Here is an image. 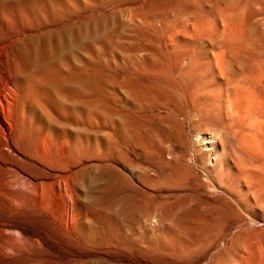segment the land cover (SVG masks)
Listing matches in <instances>:
<instances>
[{
	"label": "rangeland",
	"instance_id": "1",
	"mask_svg": "<svg viewBox=\"0 0 264 264\" xmlns=\"http://www.w3.org/2000/svg\"><path fill=\"white\" fill-rule=\"evenodd\" d=\"M140 5L146 10L144 0L39 1L41 11L58 10L45 27L57 30L56 54L50 61L38 60L31 71L27 55L14 52L45 28L29 30L13 17L0 19V264H264L263 209L261 216L243 213L237 220L207 205L216 206L217 199L207 194L212 188L192 201H178L167 186H147L137 175L140 164L148 166L145 161L153 156L139 144L125 147L124 156L118 152L110 161L103 159L108 149L118 151L120 47L129 46L128 12ZM3 7L0 0V12ZM15 57L24 69L25 87L6 96L2 86ZM188 130L182 138L189 140L190 156L196 145ZM150 134L156 140L163 136ZM172 144L164 145L168 161L171 151L183 149L178 141ZM122 176L159 201L149 221L130 205L115 204L111 190ZM146 226L155 229L149 239L156 244L147 249L140 243L139 251L132 242Z\"/></svg>",
	"mask_w": 264,
	"mask_h": 264
},
{
	"label": "bare ground",
	"instance_id": "2",
	"mask_svg": "<svg viewBox=\"0 0 264 264\" xmlns=\"http://www.w3.org/2000/svg\"><path fill=\"white\" fill-rule=\"evenodd\" d=\"M39 1L43 0H5L0 19L13 17L29 30L47 28L51 23L47 22L48 17L56 19L58 10L41 11ZM144 4L146 10L142 5L127 10L129 46L120 47L118 64L119 123L115 125L118 151L112 148L115 150L112 153L108 149L103 159L110 161L113 154L123 155L125 147L133 149L139 144L153 156L145 161L148 166L140 164L137 175L147 186H167L178 201H192L200 192L212 188V193L207 194L217 199L216 206L207 205L216 214L229 217L233 214L237 220H243V213L254 218L261 216V209L264 210V0H144ZM46 28L41 34L29 36L25 46L14 52V56L27 55L28 71L38 67V60L50 61L56 54L57 30L54 25ZM14 60V66L7 68L11 76L2 86L6 96L19 95L25 87L24 69L17 58ZM187 129L196 145L190 156L189 140L182 138ZM154 131L163 136L156 140L150 134ZM174 136L181 138L176 140ZM177 141L183 149L171 151V160H166L164 145H174ZM198 169L202 170L204 180ZM121 181L111 190L115 204L124 208L130 205L146 221L158 213L160 204L151 199V192L137 190L123 176ZM142 228L143 235L139 234V240L132 242L138 250L140 243L147 249L156 244L149 239L155 229Z\"/></svg>",
	"mask_w": 264,
	"mask_h": 264
}]
</instances>
